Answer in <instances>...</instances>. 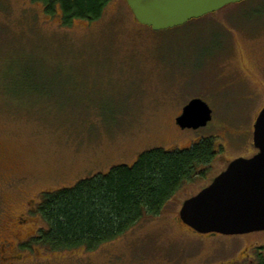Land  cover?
<instances>
[{
	"label": "rangeland",
	"instance_id": "374dc122",
	"mask_svg": "<svg viewBox=\"0 0 264 264\" xmlns=\"http://www.w3.org/2000/svg\"><path fill=\"white\" fill-rule=\"evenodd\" d=\"M244 3L154 31L126 0H112L96 22L70 26L41 3L0 0V264H248L264 252V231L200 234L180 219L186 200L234 160L257 153L264 0ZM195 98L213 119L182 129L176 120ZM203 138L223 151L160 215L94 251L35 243L45 223L29 209L44 193Z\"/></svg>",
	"mask_w": 264,
	"mask_h": 264
},
{
	"label": "trees",
	"instance_id": "16d2710c",
	"mask_svg": "<svg viewBox=\"0 0 264 264\" xmlns=\"http://www.w3.org/2000/svg\"><path fill=\"white\" fill-rule=\"evenodd\" d=\"M31 1L43 4L51 18L60 14L62 24L70 26L75 21L100 20L112 0ZM219 151L223 149H217L214 138L200 139L184 149H152L132 166H116L73 187L46 192L36 211L45 228L34 241L50 251H94L122 237L145 217L160 215L185 185L206 175ZM257 255L258 264H264V252Z\"/></svg>",
	"mask_w": 264,
	"mask_h": 264
},
{
	"label": "water",
	"instance_id": "95a60500",
	"mask_svg": "<svg viewBox=\"0 0 264 264\" xmlns=\"http://www.w3.org/2000/svg\"><path fill=\"white\" fill-rule=\"evenodd\" d=\"M136 20L164 31L184 26L247 0H126ZM213 119V110L200 98L192 99L176 123L199 130ZM252 158H238L211 185L186 200L181 221L200 234L245 235L264 231V108L254 125Z\"/></svg>",
	"mask_w": 264,
	"mask_h": 264
},
{
	"label": "flooded vegetation",
	"instance_id": "af4514ba",
	"mask_svg": "<svg viewBox=\"0 0 264 264\" xmlns=\"http://www.w3.org/2000/svg\"><path fill=\"white\" fill-rule=\"evenodd\" d=\"M256 154H257V153H256ZM256 154H255V155H256ZM255 155H254V156H255ZM227 168H228V167H227ZM227 168H226V169H227ZM223 172H224V171H223ZM210 185H211V184H210ZM29 210H30V212H29V213H30V218L32 217V215L34 216L35 214H37V213H36V211H37V207H36L35 205H32V206L30 207ZM29 213H28V217H29ZM22 219H23V217H20V218H19V221L22 220ZM24 219L27 220V219H29V218H27V219L24 218ZM22 221H24V220H22ZM212 235H214V234H212ZM242 236H243V235H242ZM246 257H247V256H246ZM244 258H245V257H243L242 260H244ZM248 259H249V263H248V264H258V262H259V256H258V255H256L255 258L249 256ZM248 259L245 258V260H248ZM233 264H243V261H237L236 263H233Z\"/></svg>",
	"mask_w": 264,
	"mask_h": 264
}]
</instances>
